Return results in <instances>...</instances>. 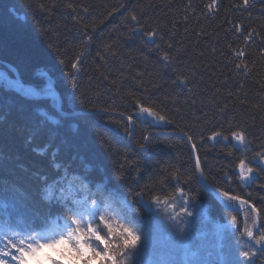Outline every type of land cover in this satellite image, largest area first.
Masks as SVG:
<instances>
[{"label":"trees","instance_id":"obj_1","mask_svg":"<svg viewBox=\"0 0 264 264\" xmlns=\"http://www.w3.org/2000/svg\"><path fill=\"white\" fill-rule=\"evenodd\" d=\"M25 2L0 0V71L18 84L41 86V95L56 93L75 118L59 124L46 121L37 105L49 106L56 99L37 101L0 79V196L6 201H0V233L30 227L14 207L20 197L16 185L31 190L34 173H51L48 157L37 153L55 130L60 162L85 175L95 178L135 160L141 169L139 187L152 189L145 200L158 196L171 202L178 197L173 179L177 174L185 190L191 189L187 209L193 215L183 217L185 241L172 250L165 240L153 256L182 264L184 245L193 236L201 237L200 257L208 264H218L217 244L222 245L224 264H238L242 250L255 251L244 235L246 227H253L254 214L224 210L200 186L190 175L195 159L184 139L152 134L191 136L208 178L205 183L213 191L228 189L264 207V165L254 159L264 152V0H249L247 7L243 0H216L211 10L206 5L212 0H30L33 9L27 15L26 10L9 13L14 4ZM152 31L156 35L150 39L146 33ZM237 51L245 55L238 57ZM77 58L78 72L71 69ZM69 72H76L75 95L83 103L72 102ZM139 106L152 108L172 123L158 126L137 117ZM110 114L134 117L130 146V131L125 135L129 123ZM241 130L248 141L246 151L231 138L233 131ZM213 131L228 139H208ZM145 136H151L149 148L141 153L137 145ZM240 159L251 162L258 173L247 183L239 177ZM186 177L190 184L183 183ZM101 187L93 184L91 192L99 195ZM110 191L114 195L108 202L129 212L123 196ZM223 201L239 206L238 201ZM141 215L150 236L161 226L159 216L148 208ZM233 216L236 225L231 224ZM260 219L264 222V213ZM52 230L63 231L64 221L55 218L38 232ZM260 259L257 253V264ZM137 260L148 262L142 252Z\"/></svg>","mask_w":264,"mask_h":264},{"label":"snow or ice","instance_id":"obj_2","mask_svg":"<svg viewBox=\"0 0 264 264\" xmlns=\"http://www.w3.org/2000/svg\"><path fill=\"white\" fill-rule=\"evenodd\" d=\"M249 0H243V6L247 7ZM216 6V0H212L206 7L211 10ZM239 7V5H238ZM33 4L30 0L25 3L14 4L9 8V13L13 16L19 11H24L27 15L32 11ZM39 11L43 13L44 7L41 5ZM35 12H33V16ZM132 16V20H136ZM149 38L155 37L156 32L146 33ZM248 39V37H245ZM238 57L245 53L237 51ZM168 59L167 56L164 57ZM80 59L71 64V69L77 70ZM240 64L236 65L240 69ZM68 79L72 81V102L82 97H77L75 91L78 88V77L76 72H69ZM41 86H36L34 95L37 101L41 97ZM37 111L41 117L52 124L68 122L75 118L70 109L58 103L49 106L37 105ZM139 114H146L156 123H172L166 116L160 115L152 108L139 106ZM134 117H127L128 123L133 122ZM129 129L125 128V135ZM222 137L220 131H213L208 139L216 141ZM227 140V136L222 137ZM231 138L242 146V150H247L248 141L243 130L233 131ZM56 132L53 130L51 138L44 144L38 146L39 151L49 159L51 173L37 172L33 174L34 188L29 190L17 184L20 197L14 205L16 211L30 222V227L26 230L12 229L10 232L0 233V264H139L137 257L144 249L149 240V234L145 230L144 217L141 215L143 208L153 210L154 214L170 222V226L181 236L185 235L187 221L183 217H191L193 213L187 209L189 203L188 193L191 189L185 190L181 185L179 175H175L174 188L179 192L171 202L167 199L161 201L158 196H152L151 201L145 200L146 193L151 195L152 189L149 185L139 187L140 166L135 160L130 165L121 164L114 172L105 171L103 175L92 177L85 175L83 170H77L70 164L60 162L61 145L55 143ZM189 141L192 137H188ZM150 137H143V142L137 145V150L141 153L149 148ZM67 147L71 149V145ZM191 148L197 152V145L192 142ZM46 149V150H45ZM78 158V157H77ZM127 159V157H126ZM259 164L264 165V152L257 153L254 158ZM251 162L240 159L238 164L239 177L244 182L258 175L254 168L249 166ZM87 167V166H83ZM199 181L207 182V175L202 166L199 155H196L194 168L190 174ZM104 176L108 177V184L104 185ZM184 184H190L189 178H185ZM228 183L231 179L228 178ZM93 184L103 185L98 191L99 195L91 192ZM135 185V186H134ZM264 187V185H262ZM115 190L123 196V203L130 209L124 212L117 209L108 202L113 197ZM219 197L226 201L239 202L245 206L247 212L254 214L252 228H245L244 235L254 245L259 246L257 250H242L239 253L238 264H257V251L261 255L260 264H264V230H256L259 224L260 229H264V222H261V215L264 207L258 208L254 204H249L246 199H241L236 194H230L228 189L220 191L214 189ZM86 197V198H85ZM131 197V201L128 200ZM194 199V197L192 198ZM88 200L91 206L86 207ZM179 204V211H177ZM134 205L142 206L137 210ZM79 217V218H78ZM88 217V219H85ZM59 218L64 221V230L53 235H40L38 229L42 228L49 221ZM231 224H237V217H231ZM238 231V229H237ZM201 237L193 236L184 245L182 264H208L206 259H201V245L198 240ZM51 250V251H49ZM211 255V253H209ZM216 255L219 257L218 264H224L222 245L217 244ZM159 264H173L171 261L162 260Z\"/></svg>","mask_w":264,"mask_h":264},{"label":"rangeland","instance_id":"obj_3","mask_svg":"<svg viewBox=\"0 0 264 264\" xmlns=\"http://www.w3.org/2000/svg\"><path fill=\"white\" fill-rule=\"evenodd\" d=\"M136 116L141 119H146L158 126H161L163 124V123H156L155 121L152 120L151 117H148L146 114H139L138 112ZM113 207L122 210L121 207H118V206H113ZM150 211L154 213L153 210H150ZM159 220L161 221V226H158L157 228L154 229L153 233L150 234L149 240L145 244L144 249L141 251L142 253L147 255V261H148L147 264H159V261H162L163 256H158L157 254V257H156L153 255H155L154 249L157 247H160V244H164L165 240H166V243L170 246V248H172V250L180 246L179 245L180 241H185V236L181 237L175 230L174 232H170V230L173 229L170 226V222L162 219L161 216H159Z\"/></svg>","mask_w":264,"mask_h":264},{"label":"water","instance_id":"obj_4","mask_svg":"<svg viewBox=\"0 0 264 264\" xmlns=\"http://www.w3.org/2000/svg\"><path fill=\"white\" fill-rule=\"evenodd\" d=\"M2 77H3L5 80L9 81L4 73H2ZM9 82H10V81H9ZM19 87H21V88H23V89H29V88L26 87V86H19ZM50 97H52V98H56V99L58 100V104H61V102H60V100H59V98H58V95L55 94V95H52V96H50ZM50 97L48 96V97H43V98H50ZM86 114H89V115H96V114H99V115H101L102 113H95V114H93V113H86ZM110 115L117 116V117H119V118H123L124 120H126V121L128 122L127 117H125V116L116 115V114H110ZM129 127H130V137H129V139H128V145L130 146V143H131V135L133 134V122H132L131 124H129ZM153 135L173 136V137L182 138V139H184V140L188 143V145H189V147H190V149H191V151H192V148H191V142H190L185 136H183V135H177V134L167 133V132H159V133L152 134V136H153ZM149 137H151V136H149ZM237 144H238V143H237ZM238 146H239V145H238ZM192 153H193V155H194V159H195V158H196V153H194L193 151H192ZM199 184H200V186H201V187H202L207 193H209V194L215 199V201H216V202H217V203H218L223 209H225V210H227V211H229V212H231V213L238 212V211H241V210H244V209H245V206H242V207H240V208H233V207H230L227 203H225V202L222 200L221 197H219V196H218V195L212 190V188H211L210 186L207 185V183H205L204 181H199ZM259 229H260L259 224H257V225H256V230H259ZM247 243L250 244L255 250L258 249V246L254 245L252 241H249V240L247 239ZM258 252H259V251H258Z\"/></svg>","mask_w":264,"mask_h":264}]
</instances>
